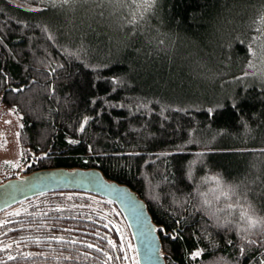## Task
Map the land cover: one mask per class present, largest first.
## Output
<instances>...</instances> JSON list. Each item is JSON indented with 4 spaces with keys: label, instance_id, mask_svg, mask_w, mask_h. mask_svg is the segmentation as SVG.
<instances>
[{
    "label": "trees",
    "instance_id": "16d2710c",
    "mask_svg": "<svg viewBox=\"0 0 264 264\" xmlns=\"http://www.w3.org/2000/svg\"><path fill=\"white\" fill-rule=\"evenodd\" d=\"M261 13L264 0H0V105L20 116L25 173L95 168L127 185L165 264H261ZM126 235L112 202L44 193L0 212V264H128Z\"/></svg>",
    "mask_w": 264,
    "mask_h": 264
},
{
    "label": "water",
    "instance_id": "95a60500",
    "mask_svg": "<svg viewBox=\"0 0 264 264\" xmlns=\"http://www.w3.org/2000/svg\"><path fill=\"white\" fill-rule=\"evenodd\" d=\"M5 112L0 105V115ZM26 168V165L21 166L14 177H0V212L49 192L93 194L112 202L120 212L131 237L137 264H165L158 235L161 228L153 222L146 203L127 185L107 179L95 168H52L25 173Z\"/></svg>",
    "mask_w": 264,
    "mask_h": 264
},
{
    "label": "rangeland",
    "instance_id": "374dc122",
    "mask_svg": "<svg viewBox=\"0 0 264 264\" xmlns=\"http://www.w3.org/2000/svg\"><path fill=\"white\" fill-rule=\"evenodd\" d=\"M20 124L19 114L12 110L0 115V177L11 178L16 176L23 163L18 141ZM126 239L127 246L131 250L128 264H137L130 237L127 236Z\"/></svg>",
    "mask_w": 264,
    "mask_h": 264
},
{
    "label": "snow or ice",
    "instance_id": "6c2138e0",
    "mask_svg": "<svg viewBox=\"0 0 264 264\" xmlns=\"http://www.w3.org/2000/svg\"><path fill=\"white\" fill-rule=\"evenodd\" d=\"M63 3H70V2H73V0H62ZM104 0H99V3H103ZM109 2H117V3H130V4H133V5H136L142 12H148L152 9V7L155 5L156 3V0H109ZM133 16L135 17V12H133ZM130 23H134V20L133 21H129ZM259 25H261V27H259L257 30L258 31H264V13H261V17H260V20L257 22ZM256 39H259V37H257ZM255 42V40H254ZM249 64L251 65V62H249ZM86 123V121H85ZM81 131H83V124L81 125V128H80ZM70 143H74L73 141H70ZM214 181L217 183V184H220L222 183L219 178H213ZM231 190V189H230ZM57 211H60V209H57ZM261 222H264V221H253L251 219H248V223H249V226L250 227H254L257 223H261ZM65 231H67L68 229H64ZM57 242H61L59 239L57 240ZM70 243L72 244H75L76 241H71ZM107 243L112 246V247H115V245H113V242L111 240H108ZM248 243H256L255 241H248ZM261 243H264V241H261ZM85 247L87 249H90V250H93L97 253L101 252L102 249L101 248H97L95 247L93 244H87L85 245ZM244 249L241 248V252L243 253ZM199 255V253H194L193 254V257ZM26 259H28L29 257H25ZM71 257H64L65 260H68L70 259ZM8 259H15V257H11L9 256ZM108 259H112L111 257H109ZM261 264H264V260L261 261Z\"/></svg>",
    "mask_w": 264,
    "mask_h": 264
}]
</instances>
